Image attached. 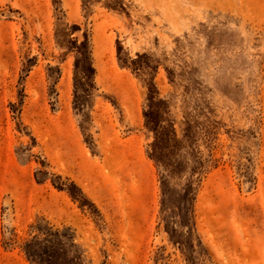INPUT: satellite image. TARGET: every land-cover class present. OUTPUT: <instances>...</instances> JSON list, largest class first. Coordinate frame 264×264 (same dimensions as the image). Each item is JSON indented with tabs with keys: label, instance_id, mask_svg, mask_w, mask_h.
Instances as JSON below:
<instances>
[{
	"label": "rangeland",
	"instance_id": "1",
	"mask_svg": "<svg viewBox=\"0 0 264 264\" xmlns=\"http://www.w3.org/2000/svg\"><path fill=\"white\" fill-rule=\"evenodd\" d=\"M0 264H264V0H0Z\"/></svg>",
	"mask_w": 264,
	"mask_h": 264
}]
</instances>
